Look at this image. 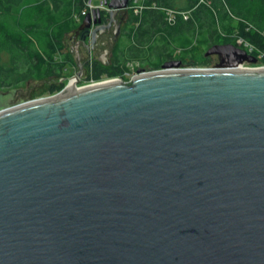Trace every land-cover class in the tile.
<instances>
[{
    "label": "water",
    "instance_id": "obj_1",
    "mask_svg": "<svg viewBox=\"0 0 264 264\" xmlns=\"http://www.w3.org/2000/svg\"><path fill=\"white\" fill-rule=\"evenodd\" d=\"M102 2L75 31L77 80L130 0ZM204 56L0 90V264H264V67L234 44Z\"/></svg>",
    "mask_w": 264,
    "mask_h": 264
},
{
    "label": "trees",
    "instance_id": "obj_2",
    "mask_svg": "<svg viewBox=\"0 0 264 264\" xmlns=\"http://www.w3.org/2000/svg\"><path fill=\"white\" fill-rule=\"evenodd\" d=\"M86 1L0 0V90L28 78L63 77L67 64L74 63L64 52L63 36L84 19ZM128 9L110 63L86 61V81L115 77L135 62L137 69L147 71L160 69L165 61L200 67L209 63L200 53L217 44L236 45L239 39L254 48L251 55L262 54L259 62L264 65V0H130ZM168 11L175 12L172 21ZM182 13H187L186 19ZM6 48L15 55L10 68L1 63ZM63 87L62 82H52L47 92L53 95Z\"/></svg>",
    "mask_w": 264,
    "mask_h": 264
},
{
    "label": "rangeland",
    "instance_id": "obj_3",
    "mask_svg": "<svg viewBox=\"0 0 264 264\" xmlns=\"http://www.w3.org/2000/svg\"><path fill=\"white\" fill-rule=\"evenodd\" d=\"M86 6H88L87 7L88 8V13L91 12V10L94 9V8H100L101 10L106 8L103 5L102 0H91L90 4L88 3V1H86ZM89 6H92V8L90 9ZM125 12L127 13V10L122 11V13H125ZM81 23L82 22L80 21L79 25ZM76 30L77 29L71 30V31H67V32H65L66 34L63 36L64 46H65L66 50L68 49L67 51H69V52H70V46H71L70 45L71 39H69V37ZM71 54H72V58H74L75 57V53L73 52ZM204 54H205V51L203 53H200L199 58L201 59L204 56ZM79 55H80V58H81V62L83 64H85V62L88 60L89 57L87 56V53L85 52V50H83L82 47L79 48ZM14 56L15 55H14L13 52L8 50L7 48L4 49L1 52V63H2V65L6 66V68L12 67V59L14 58ZM57 58L59 59V57H57ZM207 58L209 59V63L207 62L208 63L207 65L206 64L201 65V63H200L199 65H197V66H200V67H196V68H210V67H212L213 65H215L218 62L215 57H207ZM94 59H95V57H94ZM97 59H98V57H97ZM74 61H75V59H74ZM134 64H136V66H139V65H137V62H135ZM246 66L247 65H245L244 67H246ZM257 66H261V65L259 63L257 65H250V67H252V68L253 67L257 68ZM127 71H128V68L126 66V68H125V70L123 72L125 73ZM77 72H78V68H76V69L67 68V70L63 74V77L60 78L59 80H55L54 78H43V79H38V80L34 79V78H28V79L24 80L22 83L17 84L14 87H12V88L21 89V91L17 94L16 100L17 101H23V100L24 101H28V100H34V99L50 96L48 94V92H47V88L50 85V83H52V82H57V83L58 82H62V83H64V87H65L67 85V83H68L67 81L69 79H71L72 77L76 76ZM14 77H17V76H14ZM82 77L84 78V72H83ZM128 77L127 78H123V80H126V81L129 80ZM102 78H103L102 80H108L109 79L108 77H102ZM85 83L86 82H81L80 84H81V86L83 84L87 85Z\"/></svg>",
    "mask_w": 264,
    "mask_h": 264
},
{
    "label": "built area",
    "instance_id": "obj_4",
    "mask_svg": "<svg viewBox=\"0 0 264 264\" xmlns=\"http://www.w3.org/2000/svg\"><path fill=\"white\" fill-rule=\"evenodd\" d=\"M88 3L90 4L91 3V0H88ZM86 7H88V6H86ZM89 8L91 9L92 6H89ZM137 12H138V10L137 9H134V13H137ZM87 13H88V8L83 12V15H86ZM181 15L183 16L184 19H186L187 16H188L187 13H182ZM167 16H168V21H172L175 18V12L168 11L167 12ZM236 46L239 47V48H242V49L246 50V52L248 54H252L255 51L254 48L251 45L243 42L241 39H239V40L236 41ZM262 57H263L262 54H259L256 58L259 60ZM259 64L261 66H257V67H264V65H262L260 62H259ZM127 68H128V71L127 72H125V73L123 72L122 74L117 75V76L112 77V78H109L108 80H102L103 78H101L99 81H93V80L86 81L83 77H80L77 80L76 77L74 76V77H72L71 79H69L67 81L68 82L67 84H71V81H72V83H75L77 87H83V86L93 85V84H96V83L107 82V81H111V80H119V81H122V82H128L133 76H135L137 74V66H136V64H132V63L130 64L129 63L127 65ZM127 77L129 78V80H127V81L126 80H123V78H127ZM81 82H86L85 84H87V85H84L83 84L81 86V84H80Z\"/></svg>",
    "mask_w": 264,
    "mask_h": 264
},
{
    "label": "flooded vegetation",
    "instance_id": "obj_5",
    "mask_svg": "<svg viewBox=\"0 0 264 264\" xmlns=\"http://www.w3.org/2000/svg\"><path fill=\"white\" fill-rule=\"evenodd\" d=\"M127 13H123L121 15L118 16L117 18V22L121 25V28L123 27V25L125 24V17H126ZM114 31V28H111L106 34H104L101 43H105L104 46H97V48H95V50L93 52H91V55L87 56L89 57L87 61H92L95 57V59H97V57L101 56V54H103L106 50H109V54L110 55V51L113 48L110 47L108 44L110 43L111 39L113 38L112 32ZM69 39H71L70 42V52H73V46L75 45L76 41L79 39V36L77 38H75V32L73 34H71V36L69 37ZM84 50V49H83ZM69 52V53H70ZM139 69H137L138 71Z\"/></svg>",
    "mask_w": 264,
    "mask_h": 264
},
{
    "label": "crops",
    "instance_id": "obj_6",
    "mask_svg": "<svg viewBox=\"0 0 264 264\" xmlns=\"http://www.w3.org/2000/svg\"><path fill=\"white\" fill-rule=\"evenodd\" d=\"M130 9V8H129ZM129 9H127V19H128V11H130ZM126 13V12H125ZM123 14V13H122ZM127 21V20H126ZM126 23V22H125ZM124 26H125V24L123 25V27L121 28V32H122V30H123V28H124ZM119 38V37H118ZM68 50V49H67ZM66 50V48L64 49V52H69V51H67ZM72 52H70V54H71ZM112 54V53H111ZM111 54L110 55H107V62H108V64L110 63V60H111ZM71 56H72V54H71ZM59 57V59L60 60H62L63 59V57H62V55H59L58 56ZM74 59H75V61H74ZM165 61V60H164ZM73 64H72V62L71 63H68L67 64V66H66V69L64 70V72L67 70V68H71V69H76L77 68V64H76V58L74 57L73 58ZM166 62V61H165ZM107 64V65H108ZM162 66V65H161ZM64 74V73H63ZM63 76V75H62Z\"/></svg>",
    "mask_w": 264,
    "mask_h": 264
},
{
    "label": "bare ground",
    "instance_id": "obj_7",
    "mask_svg": "<svg viewBox=\"0 0 264 264\" xmlns=\"http://www.w3.org/2000/svg\"><path fill=\"white\" fill-rule=\"evenodd\" d=\"M244 68H245V67H244ZM246 68H252V67L246 66ZM253 68H255V67H253ZM71 84H73L72 81H71Z\"/></svg>",
    "mask_w": 264,
    "mask_h": 264
}]
</instances>
